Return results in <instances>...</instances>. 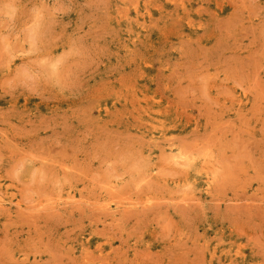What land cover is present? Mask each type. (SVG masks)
Wrapping results in <instances>:
<instances>
[{
    "label": "rangeland",
    "instance_id": "1",
    "mask_svg": "<svg viewBox=\"0 0 264 264\" xmlns=\"http://www.w3.org/2000/svg\"><path fill=\"white\" fill-rule=\"evenodd\" d=\"M60 263L264 264V0H0V264Z\"/></svg>",
    "mask_w": 264,
    "mask_h": 264
},
{
    "label": "bare ground",
    "instance_id": "2",
    "mask_svg": "<svg viewBox=\"0 0 264 264\" xmlns=\"http://www.w3.org/2000/svg\"><path fill=\"white\" fill-rule=\"evenodd\" d=\"M32 224H33V223H32ZM97 258H98V257H97ZM69 259H70V258H69ZM70 260H71V259H70ZM73 261H74V259H73ZM73 261H72V262H73ZM60 264H61V263H60Z\"/></svg>",
    "mask_w": 264,
    "mask_h": 264
}]
</instances>
